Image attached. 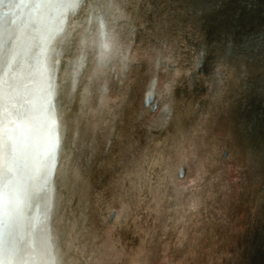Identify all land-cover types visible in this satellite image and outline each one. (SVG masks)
Instances as JSON below:
<instances>
[{"label":"clouds","instance_id":"1","mask_svg":"<svg viewBox=\"0 0 264 264\" xmlns=\"http://www.w3.org/2000/svg\"><path fill=\"white\" fill-rule=\"evenodd\" d=\"M196 39L164 0H0L3 216L52 241L46 264H240L232 214L246 190L264 200V145L239 158L214 130L247 70L185 59ZM0 264L41 257L24 238Z\"/></svg>","mask_w":264,"mask_h":264},{"label":"bare ground","instance_id":"2","mask_svg":"<svg viewBox=\"0 0 264 264\" xmlns=\"http://www.w3.org/2000/svg\"><path fill=\"white\" fill-rule=\"evenodd\" d=\"M211 1L216 3H212ZM224 1L225 0H164V3L170 16L175 19L178 29L181 31L190 30L192 31L193 35L197 37L196 41L188 40L190 47L185 51V59H188V57L191 56L192 47L203 46L206 50L207 59L209 62H212L213 58H215L216 61L222 59L228 60L237 68L238 74L241 71L240 65H244L247 70L246 76L248 78L252 77L251 81L255 78V76L257 77L261 71L260 77H258V79H261V86L263 85V87L259 89V93L262 91V95H259L258 98H253V94L246 93L247 90H250L249 87L247 86L244 88L238 80V82H233L230 84L228 90L224 94L222 102L214 109L216 117L214 130L219 133V135L223 132L225 135L227 133V144H230L229 137L231 134H233V132L231 134L226 132L228 129L225 125H230L231 130L239 134V129H235L232 125L241 128L245 120H248L247 115L249 116V119L253 117V114L256 115V112L252 111V109L256 106H260V103H263L264 101V64H259V60L257 59L258 52L255 51V47H251V45L255 44L252 43V38H257L255 36H264V26L261 24L259 25L260 27L257 29H259L260 33L257 35H251L252 33L248 32L254 29L253 24L251 23L242 24L236 31V26L238 25V22L234 23L237 21L236 18L228 20L225 16L227 15L228 18H233V15L236 14V11L233 9V4L235 1L232 0L230 3V8H226V4H223ZM41 2H55L63 4L66 2V0H41ZM88 2L96 4L99 3L100 0H88ZM201 2L205 3L201 6L202 9H205L204 13L202 14H200L197 10L198 4ZM257 4L259 9H263L264 0H260ZM235 9L238 11L239 7L236 6ZM41 11L42 10L38 9L32 10V15L36 17ZM43 14L47 15L51 19L55 17L56 10L50 9ZM185 17H189L191 19V29H189L188 24L185 23ZM214 25L220 26L217 31L221 34L212 33V30H214ZM248 39H250V41H248ZM245 44L248 45V47L244 54L240 55L238 51H242V46H245ZM55 47L57 49L60 48L59 45H56ZM68 59L69 57L67 54H65L63 60L66 62ZM208 67L209 65L206 64L205 71ZM59 82L60 81L58 79V83ZM192 95L198 99L200 93L197 92L196 94V92H194ZM236 104L237 107L234 108ZM233 109L235 110L233 111ZM224 111H226L227 115L229 116L222 115ZM229 117H231V119ZM222 122H224L225 125H223ZM220 123L225 127L224 131L222 128H220ZM258 130L262 131L259 133L264 139V124H262V122H258V126L257 124L255 126L254 123L250 122L248 126V131L250 133L247 135V139L240 141L239 158H243L250 152H254L261 147L259 142V139L261 138L260 134H258ZM257 136L259 139H257ZM38 177L39 172H37V178ZM25 190L26 185H24L22 182H18L15 188V194L20 196ZM0 196V253H2L5 248L11 251L17 245L19 240L31 238L34 254L41 257V264H46V257L54 253V247H49L52 245V241L49 240L47 243L41 241L39 244H37L35 237H30L28 232V223L24 216L17 215L15 217H9L7 223H5V218L3 216V195L0 194ZM257 196L258 193L255 189H252L251 191L246 190L245 194L242 196V202L232 214V221L234 225L240 229L238 233L228 234L229 242L235 245L233 250L234 252H238L240 249L245 247L250 249L251 247L249 246L251 245V242L253 243L256 238L258 230L252 227L257 226L259 223L261 225V220L264 218L262 208L263 203L262 201L257 203ZM246 198H248L247 202L245 201ZM18 204L19 200H17V205ZM40 207V202L35 203V205L29 210L30 215L38 217L40 214ZM254 208L255 211L253 210ZM259 216H262L260 221H258ZM244 219H246L247 222L241 224L242 220ZM262 247H264V238L261 240L260 247L258 248L255 257H258ZM239 258L240 264H254L251 261L254 259H251V257L246 258V256L244 258V253L242 254V257Z\"/></svg>","mask_w":264,"mask_h":264},{"label":"water","instance_id":"3","mask_svg":"<svg viewBox=\"0 0 264 264\" xmlns=\"http://www.w3.org/2000/svg\"><path fill=\"white\" fill-rule=\"evenodd\" d=\"M234 1L235 2L233 4V9H234V11H236V14L233 15V18H228L227 15H225L226 18L228 20H232V19L236 18L237 21L234 22V23L238 22V25L236 26V31L240 28V26L242 24H244V23L250 24L251 23V24H253L254 29L251 30V31H248V32L252 33L251 35L259 34L260 32H259V29H257V28L260 27L259 26L260 24L264 26V4H263V9H259L257 3H259L260 0H234ZM211 2L212 3H216V2H213V1H211ZM231 2H232V0H225L223 2V4H226L225 5L226 8H230L231 7V4H230ZM203 4H205V3L201 2L200 4H198L197 10H198V12L200 14L204 13V11H205V9L201 8V6ZM236 6L239 7L238 11L235 9ZM203 18H204V16H203ZM250 21H252V22H250ZM219 27L220 26H218V25H214V30H212V33L213 34H221V33H218V31H217ZM255 37H257V38H252L251 39L253 41L252 43H255L254 45H251V47H255V51L258 52L257 59L259 60V64H264V50H263V47H264V36H261V37L260 36H255ZM248 41H250V39H248ZM247 47H248V45H246V44H245V46H242L243 50L242 51H238L239 54L240 55L244 54V52L246 51ZM205 68H206V65H205ZM260 74H261V71H260ZM260 74L257 77L255 76V78L252 81H251L252 77L248 78L246 75H244V76L239 78L240 84H242V86L244 88H246L247 86L249 87L250 90H247L246 93L247 94H249V93L253 94V96H252L253 98H258L259 95L263 94L262 91L259 93V89L261 87H263V85L261 86V79H258V77H260ZM249 83H250V86H249ZM196 94H197V92H196ZM260 104H261L260 106H256V107H254L252 109V111L256 112V115L253 114L254 118L251 117L249 119V116L247 115L248 120L247 119L245 120V122L243 123L241 128L232 125L235 129H239L238 130L239 134H237L234 131H232L231 128H230V125L227 126V125L224 124V122H222L223 125H225L227 127V129H228L226 132H229L230 134L233 132V134H231L230 137H229L230 144H228L229 148L232 150L233 153L240 154L239 153L240 141H242L243 139H247V135L250 133L248 131V126H249L250 122L254 123L255 126H256V124L258 126V122L259 123L262 122V124H264V101H263V103H260ZM236 107H237V104L235 105L234 108H236ZM234 110L235 109H233V111ZM222 115H227L226 111H224L222 113ZM227 116H229V115H227ZM229 118L231 119V117H229ZM229 122H230V120H229ZM223 125L220 123V128H222L223 131H224L225 127ZM259 132H262V131L258 130V134H260ZM226 136H227V133H226V135H225L224 132L220 134V137L222 139L226 138ZM260 138L262 140L259 139V137L257 136V139H259L260 144L264 145V139L262 138L261 134H260ZM225 142L227 143V139H225ZM0 198H1V196H0ZM247 200H248V198L245 199L246 202H247ZM262 203H263L262 204V208H263V214H264V206H263L264 205V200H262ZM263 214H262V216H263ZM262 216L258 217V221L261 220ZM246 222H247V220L244 219V220H242L241 224H244ZM252 228H254V229L258 230V231H257L256 238H255L254 242L253 243L251 242V245L249 246L251 248L247 249V247H245V248H242V249H240V251L235 252V253L238 255V257H242L243 253H244V258H245V256H246V258L247 257H251V259H254V260H251L254 264H264V255H263L264 247H262V249L260 251V254H258V257H255L256 252L258 251V248L260 247L261 240L264 238V218L261 220V225L259 223L257 226H253Z\"/></svg>","mask_w":264,"mask_h":264}]
</instances>
